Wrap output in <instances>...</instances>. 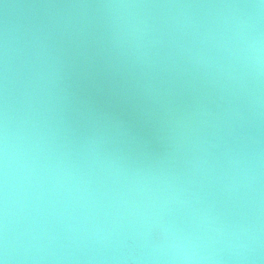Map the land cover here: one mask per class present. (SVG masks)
Wrapping results in <instances>:
<instances>
[{"label":"water","instance_id":"1","mask_svg":"<svg viewBox=\"0 0 264 264\" xmlns=\"http://www.w3.org/2000/svg\"><path fill=\"white\" fill-rule=\"evenodd\" d=\"M260 3L0 0L8 264H264Z\"/></svg>","mask_w":264,"mask_h":264},{"label":"clouds","instance_id":"2","mask_svg":"<svg viewBox=\"0 0 264 264\" xmlns=\"http://www.w3.org/2000/svg\"><path fill=\"white\" fill-rule=\"evenodd\" d=\"M264 8V0H261L259 6ZM245 51L250 61L260 64L262 54H264V41L259 37H250L245 43ZM16 153L12 150L9 142V131L7 125V113H4V121L0 128V179L3 181V215L0 218V264H8L10 257L9 240H8V180L10 168L15 163ZM26 178L30 177L34 169L28 163L24 164ZM168 236L170 239L166 242V247L158 251L161 255H167L168 259L175 264H197L204 259L195 250L190 238L181 236L169 225ZM157 251V250H153Z\"/></svg>","mask_w":264,"mask_h":264}]
</instances>
